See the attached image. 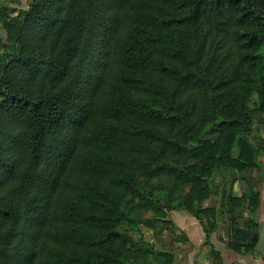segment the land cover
I'll return each mask as SVG.
<instances>
[{
    "label": "trees",
    "instance_id": "1",
    "mask_svg": "<svg viewBox=\"0 0 264 264\" xmlns=\"http://www.w3.org/2000/svg\"><path fill=\"white\" fill-rule=\"evenodd\" d=\"M0 26V264H171L140 225L185 207L209 237L218 194L254 246L218 179L257 165L264 0H28Z\"/></svg>",
    "mask_w": 264,
    "mask_h": 264
},
{
    "label": "crops",
    "instance_id": "2",
    "mask_svg": "<svg viewBox=\"0 0 264 264\" xmlns=\"http://www.w3.org/2000/svg\"><path fill=\"white\" fill-rule=\"evenodd\" d=\"M8 3L9 0H0V5ZM257 117L258 121L253 125L255 128L249 134L257 151V165L243 171L222 169L220 176L223 180L220 182L218 179V182H226L227 189L240 197V203L234 209L236 228L251 232L255 222L258 239V225L264 223V113ZM220 204L219 194L207 198L202 204L203 207L213 206L216 210V227L210 231L209 237H206L200 219L181 207L169 211L171 232L164 230L159 237L147 239L155 242L157 248L171 252V264H264V256L255 250V244L249 246L250 238L236 237L230 226L229 235H224L228 219L220 213ZM203 220L206 221L207 217L204 216Z\"/></svg>",
    "mask_w": 264,
    "mask_h": 264
},
{
    "label": "rangeland",
    "instance_id": "3",
    "mask_svg": "<svg viewBox=\"0 0 264 264\" xmlns=\"http://www.w3.org/2000/svg\"><path fill=\"white\" fill-rule=\"evenodd\" d=\"M10 3H12L14 5V7L16 8H20V7H26L27 6V1L28 0H9ZM2 30L1 26H0V31ZM1 37V35H0ZM153 213L150 212V213H147V216H149L150 218L153 219V222L157 225V226H160V223L158 219H155L153 218ZM140 228H141V231L143 233V235L146 237V238H150L152 237V229H150L149 227H146L145 225H140ZM162 237V236H161ZM159 249V248H158Z\"/></svg>",
    "mask_w": 264,
    "mask_h": 264
},
{
    "label": "water",
    "instance_id": "4",
    "mask_svg": "<svg viewBox=\"0 0 264 264\" xmlns=\"http://www.w3.org/2000/svg\"><path fill=\"white\" fill-rule=\"evenodd\" d=\"M225 236L229 235V225L225 224ZM255 250L264 256V223H259L258 225V239L255 243Z\"/></svg>",
    "mask_w": 264,
    "mask_h": 264
}]
</instances>
